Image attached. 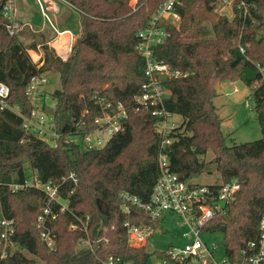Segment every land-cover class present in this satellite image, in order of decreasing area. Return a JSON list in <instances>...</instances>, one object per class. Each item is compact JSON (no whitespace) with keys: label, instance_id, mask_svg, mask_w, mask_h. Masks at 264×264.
Instances as JSON below:
<instances>
[{"label":"trees","instance_id":"1","mask_svg":"<svg viewBox=\"0 0 264 264\" xmlns=\"http://www.w3.org/2000/svg\"><path fill=\"white\" fill-rule=\"evenodd\" d=\"M128 1L73 0L81 36L65 61L56 56L47 42L25 47L18 36L9 38L0 5V83L9 88L10 107L28 115L25 90L30 79L56 73L60 86L50 97L58 132L68 134L81 122L85 123V130L93 129L94 120L100 116L92 100L97 94L128 109L123 131L97 150H84L77 144L50 147L40 139L26 136L14 113L0 112V217L14 223L11 246L5 249L0 226V264H103L108 256L133 264H152L161 258L158 252L148 254L144 249L127 246L123 227L126 215L119 199L122 192L142 201L149 198L158 177L156 156L160 142L150 112L135 113L132 107L146 82L143 59L135 50L136 35L147 25L161 0H140L143 5L135 13ZM255 5L261 27H251L241 37L244 55L235 44L239 22L213 14L208 0H185L179 27L172 29L168 41L155 51L157 59L172 70L188 74L164 84L170 91L165 109L182 122L170 135L171 171L181 181H190L202 170L216 166L220 183H240L225 214L206 226L211 234L223 235L224 255L233 264H240L241 251L247 243L256 241L258 223L264 214V40L259 37L264 28V0H255ZM209 28L212 38L208 37ZM38 47L42 57L33 64L27 51ZM223 82H240L252 90L260 140L226 145L213 105L215 86ZM207 153L213 156L210 164L200 160ZM32 174L42 184H61V179L71 174L77 179L76 186L66 180L59 188L67 211L61 213L53 205L57 217L46 221L56 240L53 252L46 248L37 227L47 204L45 195L34 189L12 193L8 188ZM210 188L216 190L218 184ZM130 211L132 223L152 224L137 209L131 207ZM74 217H88L87 234L79 229L69 230ZM87 239L90 249L81 247ZM3 252L5 258H1Z\"/></svg>","mask_w":264,"mask_h":264},{"label":"built area","instance_id":"2","mask_svg":"<svg viewBox=\"0 0 264 264\" xmlns=\"http://www.w3.org/2000/svg\"><path fill=\"white\" fill-rule=\"evenodd\" d=\"M38 8L39 14L54 32V45L48 46L56 56H69L74 45V37L69 31H60L53 23L54 16L58 14L61 6L78 14V10L72 5L73 0H33ZM185 0H161V3L151 14L147 25L137 35L136 52L144 62V76L146 82L141 87V94L134 99L132 111L137 113L142 110L150 112L155 120L154 128L159 136L158 153L156 163L158 177L152 192L146 201L131 196L125 192L119 194L123 202L122 210L126 215L123 227L126 232L127 246L134 249H144L147 239L151 233L159 229L165 231L168 222L175 221L180 228H185L182 237L187 242L182 247H173L160 253L161 258L155 259L152 264H233L225 255L216 258L217 246H208L202 241V235L211 234L206 226L216 217L225 214L227 206L234 200L240 190V183L232 180L228 183H219L218 189L210 186L194 185L191 181H181L170 169L168 149L173 143L170 138L172 132L181 126V121L175 122L176 115L170 114L165 109V101L170 96V91L165 83L171 80L187 77V73L172 70L168 64L157 59L155 51L164 45L171 37V30L177 29L181 22L180 10ZM1 13L5 20L4 30L9 38H15L26 27L27 24L17 19V0H0ZM143 3L140 0H129L128 6L132 13L137 12ZM208 5L213 14L225 18L228 21L236 20L240 24L236 46L240 54H245V46L241 43V37L251 27H261L257 18V7L255 0H208ZM66 35L62 50H56L61 36ZM259 37L264 40V28H261ZM57 42V43H56ZM61 53V54H60ZM62 55V56H61ZM262 81L264 73L261 70ZM48 80L46 74L37 75L30 79L25 90V96L30 106L28 115H23L18 108L10 107L8 99L9 88L0 83V112L10 111L20 120L26 136H33L56 148L60 144H77L84 150H97L104 148L110 139L123 131V123L128 116V109L122 104H113L107 98L95 95L92 100L99 109L100 116L93 124L94 128L85 130V123H77L74 130L68 134H62L56 130L53 112L49 114L46 109V85ZM254 89V87H253ZM233 92H237L234 88ZM50 96V95H49ZM50 100L52 101L51 97ZM53 109H54V102ZM246 106L248 103L246 102ZM249 107V106H248ZM86 112L83 113L85 115ZM105 133L107 140H103L98 134ZM69 180L74 186L77 179L74 174L67 179L62 178L61 184L52 182L42 184L36 174L24 180L22 183L8 185L12 193L34 189L42 192L47 204L38 219L37 227L41 230V240L49 252L56 249L55 237L51 234L47 220L54 221L56 215L52 206L57 205L58 210L63 213L67 211L66 202L59 195V188ZM212 186V185H211ZM72 192L70 191L69 195ZM137 209L152 224L142 222L132 223L130 208ZM75 223L69 226L70 231L80 230L87 234L88 217L85 220L74 217ZM153 224H157L154 228ZM0 226L3 228L1 239L4 249L11 246L10 238L14 234V223L0 217ZM87 249L91 248L89 239L85 241ZM145 250V249H144ZM159 253V252H158ZM1 258H5L3 252ZM103 264H133L124 261L120 257L108 256ZM240 264H264V214L258 223V235L256 241L247 243L241 251Z\"/></svg>","mask_w":264,"mask_h":264},{"label":"rangeland","instance_id":"3","mask_svg":"<svg viewBox=\"0 0 264 264\" xmlns=\"http://www.w3.org/2000/svg\"><path fill=\"white\" fill-rule=\"evenodd\" d=\"M16 10L18 21L26 22V19L29 18L30 23H28L31 26H28L32 28V30H30L29 27H26L18 34L19 41L25 47L30 46L32 43L39 44L41 42H47L48 40L50 42L54 41V32L41 18L33 0H17ZM205 19L208 20L209 16L207 15ZM59 22H62V20ZM53 23L58 30H63L64 28L70 30L74 37V44L81 36V25L80 22L76 20L65 23L67 25L63 28L61 25L62 23L58 24L57 19H53ZM36 30L41 31V33ZM208 37H213L210 28ZM27 54L33 64H38L42 57L39 47L36 48V50H28ZM46 78L48 80L45 90L47 94L46 109L47 112L51 114L53 112V103L49 95L59 89V77L56 73H49L46 74ZM219 86L220 87H218L216 91V96L213 99V105L216 109V115L220 120V131L226 139V145L231 147L233 145H241L260 140L261 132L256 114L253 112L252 90L245 87L240 82H223ZM234 88L237 92H233ZM246 102L249 107L246 106ZM174 121L179 123L181 119L175 116ZM98 136L105 141L107 140L105 133H100ZM212 158V154L207 153L204 157H201L200 160L206 164H210ZM212 167L213 166H211V168ZM190 181L192 184L199 186H211L221 182L220 175L217 171L212 174H201L200 176L192 178ZM164 229L167 230V233H165V231L160 232L159 229L151 233L144 248L146 253H162L173 247H182L187 242V240L182 237L186 229L178 227L175 221L168 222ZM202 241L208 246L212 244L216 245V258L220 259L223 257V235L221 233L216 232L202 235ZM81 247L84 248L86 246L83 244Z\"/></svg>","mask_w":264,"mask_h":264},{"label":"crops","instance_id":"4","mask_svg":"<svg viewBox=\"0 0 264 264\" xmlns=\"http://www.w3.org/2000/svg\"><path fill=\"white\" fill-rule=\"evenodd\" d=\"M27 17H28V14H27ZM55 19H57V21H58V24H60V23H62L61 25H62V28L64 27V26H66L67 24H65V23H69L71 20H76V21H78V22H80V20H79V17H78V14L77 13H75V12H73V11H71V10H69V9H67V8H65V7H63V6H61L60 8H59V12H58V14L57 15H55L54 16V20ZM27 21L26 22H22V23H24V24H27V25H30L29 23V18H27L26 19ZM62 20V22H59V21H61ZM29 22V23H28ZM60 25V26H61ZM31 26V25H30ZM37 32H39V33H41V31H39V30H36ZM60 31H69L70 32V30H67V29H63V30H60ZM54 41H52V42H50L49 40L47 41V45L48 46H50V45H54L55 46V42L53 43ZM57 43V42H56ZM59 43V42H58ZM57 43V44H58ZM56 50H62V48L58 45V46H56ZM61 54V53H60ZM62 56V55H61ZM62 58L63 59H61V60H63V61H65L67 58H68V56L67 57H65V56H62ZM39 59V58H38ZM41 60V59H40ZM40 66V65H39ZM38 66V67H39ZM220 87V86H219Z\"/></svg>","mask_w":264,"mask_h":264},{"label":"water","instance_id":"5","mask_svg":"<svg viewBox=\"0 0 264 264\" xmlns=\"http://www.w3.org/2000/svg\"><path fill=\"white\" fill-rule=\"evenodd\" d=\"M219 87V85L217 84L215 86V90H217ZM25 162V161H24ZM217 171V167L216 166H213L212 168L210 169H207V170H202V174H212L213 172Z\"/></svg>","mask_w":264,"mask_h":264},{"label":"bare ground","instance_id":"6","mask_svg":"<svg viewBox=\"0 0 264 264\" xmlns=\"http://www.w3.org/2000/svg\"><path fill=\"white\" fill-rule=\"evenodd\" d=\"M64 38H66V35H63V36H61V38L59 39V46L62 48L63 47V41L64 40H66V39H64Z\"/></svg>","mask_w":264,"mask_h":264}]
</instances>
